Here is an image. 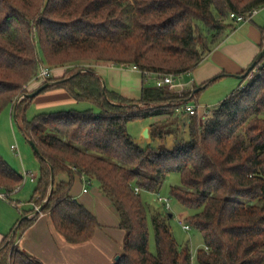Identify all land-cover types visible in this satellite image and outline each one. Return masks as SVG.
<instances>
[{"label": "trees", "instance_id": "obj_1", "mask_svg": "<svg viewBox=\"0 0 264 264\" xmlns=\"http://www.w3.org/2000/svg\"><path fill=\"white\" fill-rule=\"evenodd\" d=\"M261 8L264 0H0V115L17 105L16 120L40 151L34 207L23 216L44 205L41 214L51 217L66 242L90 241L102 225L71 195L80 177L96 183L126 233L114 264H264V57L260 75L224 100L204 125L198 112L189 117L177 111L202 90L143 86L141 98L130 100L104 92L97 73L103 66L175 77L192 73L236 30L232 13ZM42 65L65 70L41 82L53 83L43 92L62 88L99 113L60 110L28 120L36 97L27 95L36 90L30 85ZM146 118L157 121L143 139H134L128 124ZM173 173L181 183L170 196L189 212L186 223L203 239L195 259L188 244L177 242L168 212L152 211L155 252L150 250L142 194L159 193ZM22 182L0 155V190L9 196ZM39 216L20 221L4 238L0 264H44L17 244V233L22 236Z\"/></svg>", "mask_w": 264, "mask_h": 264}, {"label": "rangeland", "instance_id": "obj_2", "mask_svg": "<svg viewBox=\"0 0 264 264\" xmlns=\"http://www.w3.org/2000/svg\"><path fill=\"white\" fill-rule=\"evenodd\" d=\"M252 19L254 23H260L264 25V8H261L258 14ZM245 23H251V21ZM236 25V29L240 27L239 24ZM242 34L244 35V33ZM211 61L214 63L213 58L208 59V62ZM261 66L262 65H259L255 71L249 75L245 82H242L244 80L227 76L212 82L204 90L196 94L195 98L192 99L189 104L198 107L200 113L199 120L201 124L204 125L206 121L212 119L214 111L231 94L236 92L241 87H246L248 84L252 83L256 77L260 75L259 68ZM133 76L136 75L129 72H123L121 77L132 78ZM213 79H215V77H213ZM190 80L191 77L187 74H184L178 78V82L184 85H187ZM144 86L155 87L156 77L154 75L147 76L144 79ZM173 90L178 93L177 89ZM41 95H43V93H41L39 96ZM71 109L78 111L93 110L96 114L100 111L99 108L87 102H79L71 105H42L40 101L36 99L28 107L26 117L28 120H32L40 113H50ZM154 120V118H146L142 120L131 121L128 124L129 134L136 140L143 139L145 129L147 126H150ZM12 145H17L18 151L14 152L11 149ZM0 155L14 171L23 177L21 189L18 192L11 193L8 196L10 201L0 199V234L6 237L11 236L14 228L23 219V210L30 208V201L34 198L37 181L40 175V159L21 130L19 123L15 118V112H12V107L5 109L0 115ZM26 172L36 174L37 181L31 182L30 179L26 180ZM81 180V178L76 177L73 191H77L79 187L82 188L83 184ZM180 183V175L178 173H173L164 181L159 193L142 194V199L149 208L148 217L150 229V250L155 252V232L151 222L152 211L157 210L161 212H168L172 214L170 225L177 242L181 246L188 244L191 247L193 259H195L197 250L203 246L202 236L193 229L190 231H185L183 229L182 225L183 223H186L185 219L189 215V212L170 196L171 187L178 186ZM95 186L96 183L91 181V183L88 185L89 194L85 197L86 199L91 200V202L94 204L93 208H87H89L93 214L99 217V221L102 226L97 230L96 235L91 241H89L88 244L82 247L80 246V248L72 250L71 252H67L66 261H70L71 264H99L103 259L106 261L109 254L112 253V250H118V254L115 256L113 261L114 264L116 259L123 254L122 244L124 243L126 233L119 227L118 214L109 202L106 203L104 201L101 203L100 200H98V205H96L95 200H92L93 198H96V196L94 197V195H96ZM159 196L168 199L170 211L166 209L165 205L157 201ZM78 202L82 203V199H78ZM116 224L118 225V228L116 227ZM118 229L124 231V235L120 234ZM24 234L22 236H24ZM22 236L21 231H19L17 233V238L21 239ZM34 240L33 233H31L28 235L26 241L31 244L34 243ZM119 249H121V253L119 252ZM43 251L46 252V249L43 248ZM63 254L64 252L62 255Z\"/></svg>", "mask_w": 264, "mask_h": 264}, {"label": "crops", "instance_id": "obj_3", "mask_svg": "<svg viewBox=\"0 0 264 264\" xmlns=\"http://www.w3.org/2000/svg\"><path fill=\"white\" fill-rule=\"evenodd\" d=\"M239 26V29L237 28L234 32H231L225 41L208 57V59L213 58L215 64L212 61L208 62L207 59L194 72L187 74L191 77V80L185 85V90H191L194 93L198 88L210 85L218 79L227 77L224 76L226 74L242 75L250 67L262 50L264 44V25L254 23L252 19L251 23H242V25L239 24ZM241 32L244 33V35ZM64 71V69H53V77L56 79L61 77ZM123 72H129L136 76L132 78H122ZM97 73L100 77L104 78L109 90L118 92L120 95L130 100H139L141 98L144 86V79L141 73L133 71L129 67L122 66L99 67ZM213 77H215V79H213ZM40 85L41 82L37 81L32 83L30 88L37 89ZM36 99L39 100L42 105H71L79 103L73 100L62 88L43 92V95L37 96L35 100ZM198 115H200L199 110ZM155 121H157V119H155L154 122ZM144 137L145 132L143 138ZM64 179L66 180V178ZM81 182L83 184L82 188L79 187L77 191H73L74 189H72L71 195L77 200L82 199V204L84 206L86 205L85 207L93 208L94 204L85 197L89 194V189L87 193H84L85 179L82 178ZM95 190L96 195H94V197L96 196V198L92 200H95L96 205H98V200H100L101 203L104 201L106 203L109 202L103 196L97 185L95 186ZM33 207L34 205L31 204L30 208L27 210ZM116 227L118 228L117 224ZM118 231L120 234L124 235V231L119 229ZM31 233H33L35 240L34 243L30 244L26 240ZM4 238L5 237L0 234V244L3 242ZM88 243L89 241L79 245H72L66 242L56 231L54 223L48 214H41L25 232L24 236L17 240L19 247L39 258L44 264H71L70 261H66L67 252L76 250L80 248V246L82 247ZM43 248L46 249V252L43 251ZM120 251L121 249H119V252ZM63 252L64 254L62 255ZM117 254L118 250H112V253L109 254L106 261L105 259H103L104 261L101 259L102 261L99 264H113Z\"/></svg>", "mask_w": 264, "mask_h": 264}, {"label": "built area", "instance_id": "obj_4", "mask_svg": "<svg viewBox=\"0 0 264 264\" xmlns=\"http://www.w3.org/2000/svg\"><path fill=\"white\" fill-rule=\"evenodd\" d=\"M259 12V10H255L253 11L251 14H245V15H236L234 13L231 14V19L236 23V24H242L248 21H252V18L257 15ZM122 67H129L131 70L133 71H137L141 74H143L145 77L149 76V75H154L156 77V86L157 87H163V86H170L172 89H177L178 92H183L185 91V85L178 82V78L180 77H175L174 75H161V74H151L149 72H142L140 71V69L137 66H122ZM53 77V69L42 65L40 72L37 76L36 82H47L50 78ZM27 88V87H26ZM24 96H21L19 98V100H21ZM178 112H185L187 114V116L191 117L196 115V113L198 112V107L196 106H192L190 104H187L183 107H179L177 109ZM12 112H14V107L12 109ZM11 149L16 152L18 151V146L17 145H12ZM25 178L26 180L30 179L31 182H36L37 181V175L34 173H25ZM88 182L85 181L84 183V193L88 192ZM21 188H17L14 192H18ZM140 190L136 189V193H139ZM0 199L1 200H6V201H10L8 195L0 190ZM158 202L162 203L163 205H165L166 209L170 211V205H169V201L168 199H165L161 196L158 197L157 199ZM39 207H36V210ZM183 229L185 231H190L192 230L191 226L188 223H183L182 225Z\"/></svg>", "mask_w": 264, "mask_h": 264}, {"label": "water", "instance_id": "obj_5", "mask_svg": "<svg viewBox=\"0 0 264 264\" xmlns=\"http://www.w3.org/2000/svg\"><path fill=\"white\" fill-rule=\"evenodd\" d=\"M263 57H264V48H263V50L259 53V55L256 57V59L253 61V63L250 65V67L245 71L244 74H242V75H227V74H226V75H224V76H232V77H235V78L240 79V80L246 79V78L249 77V75L251 74V72H253V71L255 70V68L258 66V64H259L260 61L263 59ZM101 80H102V83H103V89H104V92H105L106 89H107L106 81L104 80L103 77H101ZM52 84H53L52 82H48V83H46V84L40 86V87H39L38 89H36L34 92L28 94L27 97L30 98V99H34L35 97H37L38 95H40L41 92H43L45 89H47L48 87H50ZM206 86H207V85H205V86H203V87H201V88L196 89L195 92H194V94H195V93H198L200 90H203L204 88H206ZM189 101H190V99L187 100V102H189ZM16 111H17V105H16L15 108H14L15 118H16ZM16 119H17V118H16ZM29 143H30L31 146L33 147L35 153H36L37 155H40V151H39L38 147L36 146L35 142L32 141V140H29ZM53 187H54V182L52 183V191H53ZM52 191H51V192H52ZM43 209H44V205L41 206V207H39V208H38L33 214H31V215H27V216H24L23 219H22L21 221H23V220H29V219H31L32 217L41 214L42 211H43ZM170 217H172V214H170ZM119 258H120V256H119L116 260H119Z\"/></svg>", "mask_w": 264, "mask_h": 264}]
</instances>
